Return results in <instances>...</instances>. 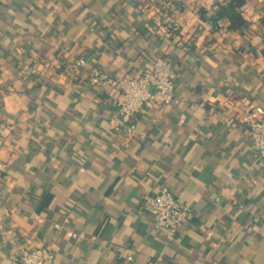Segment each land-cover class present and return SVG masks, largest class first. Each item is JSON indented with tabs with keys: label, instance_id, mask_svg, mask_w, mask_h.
Here are the masks:
<instances>
[{
	"label": "crops",
	"instance_id": "obj_1",
	"mask_svg": "<svg viewBox=\"0 0 264 264\" xmlns=\"http://www.w3.org/2000/svg\"><path fill=\"white\" fill-rule=\"evenodd\" d=\"M223 1L0 0V264L33 248L54 264H264V163L242 123L264 117V0L243 34L201 19ZM158 58L176 99L128 134L119 94L85 73L128 81ZM163 188L193 214L174 243L141 206Z\"/></svg>",
	"mask_w": 264,
	"mask_h": 264
},
{
	"label": "built area",
	"instance_id": "obj_2",
	"mask_svg": "<svg viewBox=\"0 0 264 264\" xmlns=\"http://www.w3.org/2000/svg\"><path fill=\"white\" fill-rule=\"evenodd\" d=\"M165 8L175 6L169 1H163ZM76 67L86 72L88 65L83 59L76 61ZM94 88L110 89L119 94L115 100V108L121 118V126L128 134H132L133 123L141 112L150 105L170 106L176 99V82L178 68L165 58H158L140 77L128 81L112 78L101 71L85 73ZM248 128L249 135L257 154L258 162L264 163V117L248 116L242 120ZM142 209L155 219L154 228L163 232L168 243L176 242L184 222L193 218L192 212L167 188L146 195L141 202ZM57 230L61 226H56ZM127 261L131 258L123 257ZM56 254L48 249H23L20 252L19 264H54ZM158 258L148 264H162Z\"/></svg>",
	"mask_w": 264,
	"mask_h": 264
},
{
	"label": "trees",
	"instance_id": "obj_3",
	"mask_svg": "<svg viewBox=\"0 0 264 264\" xmlns=\"http://www.w3.org/2000/svg\"><path fill=\"white\" fill-rule=\"evenodd\" d=\"M247 3L248 0H224L222 3L217 2L211 5L208 10H202L201 19L210 21L217 32L243 34L249 26L244 11ZM261 53L264 55V51ZM51 200L52 197L47 196L41 202V206L46 207Z\"/></svg>",
	"mask_w": 264,
	"mask_h": 264
}]
</instances>
